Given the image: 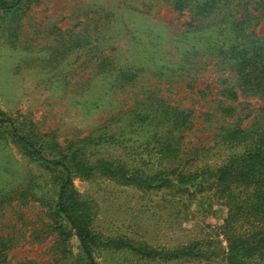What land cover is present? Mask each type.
<instances>
[{"label": "rangeland", "instance_id": "1", "mask_svg": "<svg viewBox=\"0 0 264 264\" xmlns=\"http://www.w3.org/2000/svg\"><path fill=\"white\" fill-rule=\"evenodd\" d=\"M203 1L178 10L177 0H36L13 21L10 15L0 21V116L53 142L60 156L89 136H110L92 160L171 180L142 189L74 177L72 188L91 209L90 229L100 241L123 239L134 249L159 251L195 241L210 251L228 247V207L202 173L239 151L220 136L264 119V96L240 88L234 62L219 53L228 39L218 25L256 22L264 13L260 0H221L216 11L197 17L194 6ZM252 31L264 44V23ZM229 91L237 97L229 98ZM170 108L190 114L186 127L162 122ZM140 113L156 119L140 125L134 119ZM157 122L161 139L155 142ZM178 174L197 175V187L178 184ZM56 177L0 126V236L10 244L0 251V264H42L57 256L61 247L48 213ZM238 223L237 234L250 230L247 224L239 230ZM64 246L67 264L81 258L76 237ZM93 257L97 264H227L222 254L164 262L127 248L100 247ZM235 264H264V254Z\"/></svg>", "mask_w": 264, "mask_h": 264}, {"label": "trees", "instance_id": "2", "mask_svg": "<svg viewBox=\"0 0 264 264\" xmlns=\"http://www.w3.org/2000/svg\"><path fill=\"white\" fill-rule=\"evenodd\" d=\"M35 1L0 0V21L4 20L3 17L6 15H10V21H13L15 14L24 13ZM220 2L221 0H205L194 6V15L205 17L216 11ZM256 4L264 13V0H260ZM188 7H192L191 0H177L175 3V8L178 10ZM254 18L256 22L253 21L254 19H250L242 23L224 22L219 24L218 30L228 39L226 46L220 47L219 53L223 59L234 62L233 69L238 75L239 86L242 90L264 96V44L256 41L252 31L257 22L264 23V15L261 14ZM248 31L250 32L248 33ZM228 96L231 99L237 97L233 91H229ZM224 112L231 113V110L225 109ZM162 114L164 117L162 122H166L169 127H186L190 118L188 112H179L172 108ZM134 119L140 125L150 126L156 117L140 113ZM0 126L10 133L12 140L23 153L57 173L55 198L52 209L48 213L54 217L51 231L56 234V241L61 249L57 248V256L54 255L53 260L50 259L42 264H67L64 243L70 236L76 237L81 251V258L72 264H97L93 257V251L100 247L117 250L127 248L146 258L164 262L181 259H209L222 254L227 264H235L242 262L250 255L264 254L263 118L261 120L253 119L247 127L237 125L224 130L220 136L221 141L230 143L234 148L238 147L239 151L230 155L223 165L213 168L210 172L202 173V178L208 176L213 180L211 183L213 188L228 207L227 218L223 226L228 247L216 249V251L205 249L199 241L168 251H159L147 246H137L134 249L130 246V241L123 239L100 241L90 229L91 209L87 203L78 198L72 188L74 177L99 176L142 189H149L156 183L161 187L167 186L171 180L167 177H146L138 170L132 171L121 163L104 158L92 160L93 151L96 147L111 141L112 137L110 136H89V138L70 146L65 152L69 151L68 154L60 156V151L56 152L59 149L53 142L37 139V135L32 129L17 128L12 121L2 116H0ZM152 127V139L158 142L161 139L158 133L159 122ZM57 153L59 155H55ZM196 178L197 175L182 177L181 174L176 177L178 184L184 185V187L192 185L197 187L194 186ZM202 182L203 180L198 186H201ZM236 221H239V230H244L243 227L246 224L251 226L250 230L237 234ZM254 222H257L256 226L251 225ZM8 248H10V244L0 236V251H5ZM25 264L37 263L29 261Z\"/></svg>", "mask_w": 264, "mask_h": 264}]
</instances>
